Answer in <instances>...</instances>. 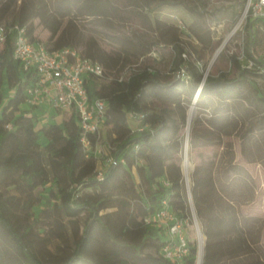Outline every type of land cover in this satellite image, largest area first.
<instances>
[{"label":"trees","instance_id":"trees-1","mask_svg":"<svg viewBox=\"0 0 264 264\" xmlns=\"http://www.w3.org/2000/svg\"><path fill=\"white\" fill-rule=\"evenodd\" d=\"M243 2L233 0V7ZM162 3L191 8L185 0H159ZM105 4L103 0H57L52 9L45 0H21L17 18L9 21V4L0 0V24L6 30L0 44V264H12L8 251L20 264H174L160 252L164 228L154 221L145 222L144 217L159 210L163 200L170 211L187 216L179 160L188 107L194 101L195 108L201 109L212 98L231 101L242 96L244 88L251 92V99L245 96L250 104H264V92L255 81L264 78V55L256 50L258 29L248 16L240 54L229 57L232 75L220 72L216 77H202L197 65L183 57L177 36L166 40L177 53L173 68L184 67L189 75L187 83H171L158 79L151 66L127 67L111 74L118 60L94 40L79 36L72 23L75 14L100 17ZM134 4L144 9L135 14L154 11L151 1L136 0ZM64 16L67 20L62 25ZM37 24L49 30V45L35 34ZM19 28L30 41L43 42L49 50L82 44L81 53L102 65L101 77L87 74L84 80L89 101H105L99 137L105 144L104 154L95 153V136H91L92 149L83 148L75 110L60 122H45L44 114H35L26 105V88L34 83L36 74L12 57ZM112 38L130 47L136 57L149 53L158 42L144 35ZM205 122L197 114L193 118L189 131L192 147L219 141V134ZM255 128L264 129V114L250 122L248 132ZM39 136L45 138L43 144ZM105 156L112 160L97 177ZM204 172V167L195 165L192 177ZM39 185L47 187L46 193H34ZM77 186L86 191L78 194ZM10 187L17 193L6 194ZM84 209L88 214L80 230L79 214ZM211 217L201 264H264L258 252L243 246L233 219L203 216ZM187 241L186 260L192 263L196 239L187 235Z\"/></svg>","mask_w":264,"mask_h":264},{"label":"rangeland","instance_id":"rangeland-1","mask_svg":"<svg viewBox=\"0 0 264 264\" xmlns=\"http://www.w3.org/2000/svg\"><path fill=\"white\" fill-rule=\"evenodd\" d=\"M45 1L53 9L57 0ZM135 1L103 0L107 4L102 16L75 14L72 21L80 37L94 40L105 52L118 60L116 66L111 69V74L123 72L127 67L151 66L156 69L161 81L187 83V70L184 67L173 68V59L177 57V53L170 43L165 42L176 35L183 45V57L197 65L202 77L207 74L216 77L220 72H230L232 75L234 67L229 57L232 54L239 55L241 51L246 0L236 8L233 7V0H185L191 8L169 3L159 5V0H148L151 1L150 7L154 8V11L144 14L146 16L135 14L144 10L140 9L138 4L135 5ZM5 3L9 4L8 20L17 18L21 0H5ZM66 20L67 16L61 18L62 25H65ZM97 21L103 24H95ZM37 22L35 19V23ZM257 23H254L255 27ZM257 29L260 43L256 50L260 55H264V30ZM35 34L47 45L51 43L48 40L50 32L43 25L37 24ZM114 35H144L158 42L149 53L136 57L131 55L130 47L114 42ZM222 44L223 48L215 55ZM82 46L80 44L78 48ZM255 81L264 92V78L257 77ZM11 92L12 90H9V93ZM245 96L252 98L247 88L243 89L242 96L231 101L212 98L207 101L206 107L195 108V115L212 125L214 131L219 134V141L210 145L199 143L192 147L189 144V133L186 144L185 125L181 131L183 150L179 164L183 174L185 211L191 220L196 221L203 241L208 238L206 231H209L210 221L212 222V217L209 220L203 218L204 215L233 219L244 242L243 246L258 252L264 258V129L255 128L248 132L250 122L264 114V104L258 101L250 104ZM32 112L38 115L45 112L49 115L55 114L47 104L32 109ZM56 112V116L44 121L60 122L65 113ZM217 123L218 125H215ZM39 142L43 144L45 138L39 136ZM100 146L104 150V142H101ZM185 153L190 165L188 169L182 165ZM195 165L205 169L197 178L192 177ZM46 188L39 185L34 193H46ZM77 188L78 194L86 191L83 186ZM5 193L15 194L17 191L10 187ZM12 210L19 212L16 207H12ZM102 212L104 211L100 213ZM87 214L86 209L79 214L80 230ZM193 233L194 229L188 227V235L191 238ZM66 234H71L68 225ZM8 255L12 264H20L13 252L8 251Z\"/></svg>","mask_w":264,"mask_h":264},{"label":"built area","instance_id":"built-area-1","mask_svg":"<svg viewBox=\"0 0 264 264\" xmlns=\"http://www.w3.org/2000/svg\"><path fill=\"white\" fill-rule=\"evenodd\" d=\"M243 14L258 22L256 28L264 30V0H246ZM5 35L6 30L0 24V44L5 40ZM12 57L20 61L23 69L32 70L36 74L34 83L26 88V105L35 109L47 104V107L54 112L70 113L75 110L78 115L80 142L83 148L86 151L92 149L91 136H95L94 151L97 154H104L99 137L105 101L101 98L89 101L84 80L87 74L101 77L102 65L82 54L77 47L64 46L49 50L43 42L30 41L23 34L22 28L17 31ZM51 116L45 112L43 120ZM111 160V157L105 156L103 161H100L97 177H101L103 169ZM162 205L159 210L144 217L145 222L154 221L165 230L161 254L174 264H201L202 257L199 256V250L203 239L196 221L170 211L166 200L162 201ZM188 227L194 229L193 236L197 244L196 257L192 263L186 260L189 252Z\"/></svg>","mask_w":264,"mask_h":264},{"label":"bare ground","instance_id":"bare-ground-1","mask_svg":"<svg viewBox=\"0 0 264 264\" xmlns=\"http://www.w3.org/2000/svg\"><path fill=\"white\" fill-rule=\"evenodd\" d=\"M224 44H222L217 50H216V53L215 55H217L221 49L223 48ZM194 115H195V104H194V101L193 103H191V105L189 106L188 110H187V121H186V144H187V137H188V133H189V130H190V126H191V123L193 121V118H194ZM183 167L185 169H188L189 168V161H188V158H187V153H185V156H184V160H183V163H182ZM188 174V173H187ZM187 178H188V175H187ZM189 180V179H188ZM201 238V237H200ZM203 239V238H201ZM203 243L204 241L202 240V243H201V248L199 250V256L202 257V254H203Z\"/></svg>","mask_w":264,"mask_h":264},{"label":"crops","instance_id":"crops-1","mask_svg":"<svg viewBox=\"0 0 264 264\" xmlns=\"http://www.w3.org/2000/svg\"><path fill=\"white\" fill-rule=\"evenodd\" d=\"M57 113V112H56ZM56 113L55 114H51L52 116H56ZM62 113H65L64 114V117H65V115H68L69 113L68 112H65V111H62Z\"/></svg>","mask_w":264,"mask_h":264},{"label":"water","instance_id":"water-1","mask_svg":"<svg viewBox=\"0 0 264 264\" xmlns=\"http://www.w3.org/2000/svg\"><path fill=\"white\" fill-rule=\"evenodd\" d=\"M194 87L198 88L199 87V84L194 82ZM195 100V99H194Z\"/></svg>","mask_w":264,"mask_h":264}]
</instances>
